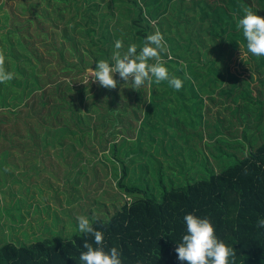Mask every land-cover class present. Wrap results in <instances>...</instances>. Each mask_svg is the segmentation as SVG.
<instances>
[{
    "label": "trees",
    "instance_id": "16d2710c",
    "mask_svg": "<svg viewBox=\"0 0 264 264\" xmlns=\"http://www.w3.org/2000/svg\"><path fill=\"white\" fill-rule=\"evenodd\" d=\"M54 1L57 5L47 15L37 10L29 13L31 7L36 8L34 3L25 7V0L18 2L23 4L20 10L29 14L26 27L17 23V30L22 31L15 37L16 44L23 55L18 57L8 39L7 44L1 45H7L3 49L5 68L14 73V79L0 83V105L8 106L4 103L5 97L22 101V92L30 84L27 97L33 92L38 94L31 104H24L28 111L24 113L25 118H35L31 127L24 130V138H29L30 147L36 148L38 157L42 154L41 148L63 146L65 150H72L68 156L75 168L79 164L75 161L82 158L83 152L89 157L103 153L118 189L128 198L109 218L105 215V219L96 218L91 222L96 231L103 233L104 251L117 248L122 264H180L174 249L187 234L183 217L193 214L210 220L216 237L234 249L235 264H264V229L256 226L258 219H264V108L260 106L264 101L260 99L255 105L249 95L256 94L260 88V97L264 99V56L248 53L242 29L237 28L244 7L264 18V0ZM63 20L66 25L59 37L51 27L56 30L55 21ZM46 22L51 31L43 28ZM157 29L166 44L161 61L171 75L182 80L179 91L167 81L156 84L154 80L151 86L146 83L133 90L118 74L113 77L118 83L112 90L100 87L91 79L84 81L85 71L90 67L94 70L95 62L113 63L116 40L123 42L122 54L131 44L137 45L139 53L145 38ZM38 43L45 48L44 55L36 47L32 48ZM65 43L69 44L68 48L64 47ZM65 53L75 61H69ZM47 57H51L52 65ZM243 68H247V76L243 75ZM213 89L217 90L212 92ZM187 90H202L206 100L212 101L205 113H211L213 106L218 107V112H224L230 107L221 105L231 103L233 110L248 113L252 121L255 117L254 132L261 133V130L263 135H259L258 141L251 140L257 144L244 149L243 156L236 152L239 148L234 153L222 151L216 143L220 138L207 132L208 142L216 144L215 151L207 150V154H198L190 146L193 139H183L190 146L182 154L187 169L180 167L176 173L170 166L166 174L161 166H151L152 161H148L144 191L130 179V170L119 159L127 146L125 141L131 134L144 136L134 124L139 123L149 131L151 112L173 102L193 101V97L186 96ZM13 112L20 116L17 109ZM226 122L221 119L205 122L204 128L217 133ZM241 122L245 123L244 119ZM15 124L8 131L11 133L0 129L3 140L16 136L12 135L17 134ZM144 137L150 138L148 134ZM120 139L118 146L114 141ZM230 142L239 144L236 139ZM78 148L82 152L76 151ZM18 149L22 151V142ZM87 162H91L90 158ZM115 165L121 167V174ZM84 242L98 247L94 236L83 233L69 240L56 236L28 245L0 241V264H82L79 256L86 251Z\"/></svg>",
    "mask_w": 264,
    "mask_h": 264
},
{
    "label": "rangeland",
    "instance_id": "374dc122",
    "mask_svg": "<svg viewBox=\"0 0 264 264\" xmlns=\"http://www.w3.org/2000/svg\"><path fill=\"white\" fill-rule=\"evenodd\" d=\"M19 1L21 0H0V50L4 53L5 50L3 49H6L7 45L2 47L1 45L7 44L6 40L8 39L11 42L10 44L14 46L15 53L20 55L18 57L21 58L23 53L16 44L15 37L22 30H17V23H20L22 27H26L25 19L29 17V14L20 10L23 4L18 3ZM77 2L81 3L79 0ZM25 3V7L26 5L31 6L32 3L36 5V8L33 7L34 9L31 7L29 13L37 10V12H43L45 15L53 11L55 5H57L54 0H25ZM69 16L65 15V17ZM65 21H55L56 30L51 27L57 36L60 35V30L66 25L64 24ZM43 28L49 29V23H44ZM51 28L49 31H51ZM11 31L13 32L10 33ZM8 34H10L9 38H7ZM27 35H31V33ZM52 39L57 38L53 35ZM41 44L38 43V47L32 45V48L36 47L38 53L44 55L45 48ZM64 47L68 48L69 44L65 43ZM87 54H85V60L88 58ZM65 57L71 62L75 61L69 58L68 53H65ZM47 58L49 59L47 60L48 63L52 65L51 57ZM246 69L241 70L244 76H247ZM26 70L29 74V69ZM58 74L59 72H57ZM84 81H88L87 70L85 71ZM30 89L29 84L22 92V101L19 102L14 98L5 97L4 103H8V106L2 107L0 105V121H3L0 126L1 132L11 133L8 131L11 130L10 127L13 123H16L15 128L17 131V134L16 132L12 133L16 136H7L5 140L2 138L3 133H0V241L20 245L32 244L38 240L56 236L69 240L74 235L81 233L78 229L76 216L85 215L89 218L90 223L96 218L105 219V215L109 218L119 208V205L128 201L124 192L118 189L117 181L114 180L110 169L111 165L103 158L102 152L96 157L94 155L89 157L88 154L83 152L81 154L83 155L82 158L75 161L79 163L75 168L72 166V158L68 156L72 150H65L63 146L52 149L50 146L41 148L42 154L39 156L40 158L38 157L37 152L34 151L36 148L30 147L32 143L29 138H24V130L31 127L33 121H35V118H25L24 114L28 112L24 104L27 102L31 104L34 95L38 94V92H33L27 97ZM216 90L213 89L212 92ZM259 91L260 88L258 92L255 91L256 94H249L255 105L260 102V99L264 101L263 97H260ZM185 93L186 96L193 97V101L173 102L170 105L166 104L160 111L158 109L151 112V117L153 116L151 119L153 120H151L149 131L146 130L147 127L139 126V123L134 124V127L138 130L137 132H141L144 136L148 134L149 139L143 135L140 138L135 133L127 137L129 138L128 141H125L127 146L123 150L124 154H121L119 159L130 170V179H133L144 191L147 189L143 179L147 177L146 164L148 161H152L151 166H161V170H166V174H169L170 166L177 173L180 171V167L187 169V162L184 161L186 164L183 162L184 157L182 154H186L190 146L196 152H200L198 154L206 153L207 150H210V152L215 151L216 144L212 145L208 142L207 134L209 136L217 135L220 138L219 142L216 143L219 144L222 151L234 153L239 148V151L236 152L242 156L244 149L248 150L249 146L257 144L251 140L254 138L258 141L260 140L259 135H263L261 130H259L261 133L254 132L255 124L253 121L255 117L252 121L248 113L241 114L237 110H233L231 103L221 105L222 108L230 107L225 109L224 112H218V107L213 106L211 108L212 114L210 111L205 113V110L209 107L208 103H212V101L210 99L206 100L203 91L191 92L187 90ZM215 96L218 99L219 96L216 94ZM225 96L226 94L223 95V98ZM212 100L216 101V99ZM260 106L264 108L262 101ZM16 109L21 112L19 113L20 116L13 115V111ZM262 113H264V109ZM144 115L145 113H143ZM236 116H239L240 120ZM220 119L231 123L226 122L224 128H218L219 133L218 131L217 133L212 132L211 128L205 130V122H215ZM243 119L245 123L241 122ZM19 136L23 137L24 140H19ZM190 138L194 141L190 146H186L183 139L188 140ZM235 139L237 142L239 141V144L233 145V142H230V140ZM246 140L249 141L246 143ZM21 142L22 151H19L18 146ZM114 142L119 146L121 139ZM65 143L69 142L66 141ZM137 146H140V148H137ZM229 148L231 149L229 150ZM89 150L91 151V149ZM76 151L82 152L80 148ZM88 158L91 160L90 163L87 162ZM112 160L114 159L112 158ZM116 163L119 164L120 162ZM229 163H232V161H229ZM104 166L108 167L105 168ZM115 166L121 174V167ZM79 172L81 173L80 176L76 175ZM128 178L124 181L127 182Z\"/></svg>",
    "mask_w": 264,
    "mask_h": 264
},
{
    "label": "clouds",
    "instance_id": "9594fccd",
    "mask_svg": "<svg viewBox=\"0 0 264 264\" xmlns=\"http://www.w3.org/2000/svg\"><path fill=\"white\" fill-rule=\"evenodd\" d=\"M237 28L242 29L243 38L246 41L248 53L254 56H264V18L257 16L249 7L243 8V17L238 20ZM122 40L115 41V51L110 63L108 60L95 62V69H87V78L91 82L98 83L100 87L108 90L115 89L118 81L113 77L118 74L119 79L125 85L130 84L133 90L144 86H151L153 80L156 84L167 81L168 85L179 91L183 82L171 75L161 61V53L166 50V44L162 33L157 29L148 35L137 53V45L131 44L123 54ZM155 60V63H149ZM14 79V73L5 68V55L0 50V83H6ZM7 170V169H5ZM187 234L174 249L180 264H235L236 253L234 249L219 240L215 235V229L208 218H198L193 214L183 217ZM78 229L83 234L94 236V242L98 246L84 242L79 260L82 264H122L120 252L113 247L105 252L103 233L96 231L89 218L85 215L76 216ZM258 228L264 229V219L256 222Z\"/></svg>",
    "mask_w": 264,
    "mask_h": 264
}]
</instances>
